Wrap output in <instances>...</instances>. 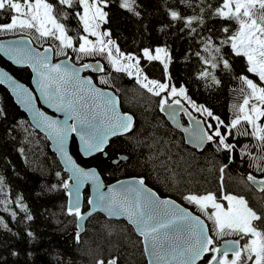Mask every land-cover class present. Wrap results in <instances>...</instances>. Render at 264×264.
<instances>
[{"label":"snow or ice","instance_id":"snow-or-ice-1","mask_svg":"<svg viewBox=\"0 0 264 264\" xmlns=\"http://www.w3.org/2000/svg\"><path fill=\"white\" fill-rule=\"evenodd\" d=\"M112 2L0 0V15L6 17L0 20V34L21 35L20 41L0 47L16 63L33 69L44 102L64 113L62 121L46 116L35 108V97L28 89L2 74L0 83L8 81L21 102L34 112L36 127L55 142L67 165L65 171L71 172L61 180L70 198L75 193V200H69L68 215L78 221L84 219L80 189L91 182L96 193L87 203L93 211L99 208L109 216H126L143 238L145 253L152 257L148 264H264V206L251 205L244 195L225 194L223 184L225 169L239 153L242 163L247 162L249 168L260 173L258 178L250 171L246 180L264 192V0H161L168 21L159 31L174 29L194 42L196 51L191 55L200 64L196 79L208 89L221 87L223 76L236 81L231 91L239 103L231 106L235 111L230 109L227 121L211 107L197 103L189 88L176 81L170 71L173 55L167 44L125 51L112 38L111 29L102 30L110 22V10L106 9ZM119 7L141 17L137 0H120ZM70 19L77 22L76 28L66 26ZM25 35L58 43L50 44L41 53L31 46V39H24ZM53 51L65 59L53 64L49 55ZM97 57L106 60L107 67ZM236 57L244 60L239 72L234 66ZM142 61L159 62L163 66L161 79L150 78ZM85 72H103L105 76L114 72L134 79L156 98L159 112L187 134L186 144L200 151L211 145L215 153H225L227 163L219 168V191L182 193L181 199L195 206L194 210L173 199L161 198L142 175L117 181L105 191L96 169H85L73 160L66 146L68 138L78 136L85 154L104 153L110 138L133 134L135 122L133 115L119 110V98L97 87L91 75H81ZM99 84L108 86L109 79L101 77ZM181 114L187 117L188 127L181 123ZM4 116L0 108V118ZM242 138L246 142L241 145ZM128 159L122 156L112 163L119 165ZM0 196L4 211H10L8 205L14 203L27 221L33 219L23 197L12 201L7 198L2 176ZM10 215L15 220L18 213L11 210ZM0 229L11 231L3 218ZM27 235L34 238L31 231ZM76 240H80L79 233ZM96 264H117V259L101 258Z\"/></svg>","mask_w":264,"mask_h":264},{"label":"trees","instance_id":"trees-1","mask_svg":"<svg viewBox=\"0 0 264 264\" xmlns=\"http://www.w3.org/2000/svg\"><path fill=\"white\" fill-rule=\"evenodd\" d=\"M119 4L120 0H113L106 9L110 10V22L102 27L111 29L112 38L122 50L137 52L143 47L154 49L167 44L173 55L170 71L176 81L189 88V94L197 103L206 104L227 121L231 111H235L231 106L239 103V100H234L231 91L236 81L223 76L221 87L208 89L203 81L196 79L200 64L191 55L196 51L194 42L174 29L166 33L159 31L162 24L168 21L161 0H137L140 18L120 8ZM4 19L6 17L0 15V20ZM66 26L76 28L77 22L70 19ZM10 36L12 33L0 34V38ZM29 37L38 47L58 43H45ZM101 60L107 67V61ZM0 64L22 81L30 83L31 73L28 69H16L1 58ZM142 66L150 78L161 79L163 66L159 62L142 61ZM234 66L239 72L244 66L243 58L236 57ZM93 77L98 84L101 77L109 79L108 86L99 85L112 89L119 96L123 110L134 116L135 123L133 134L111 141L105 150L106 157L104 153H99L84 159L74 139L72 152L82 165L97 167L107 182L142 175L160 195L177 199L192 210L195 206L183 201L182 193L219 191V168L227 163L225 153H215L211 145L200 151L186 144L184 134L169 123L165 114L159 112L156 98L137 85L134 79L114 72L110 76L102 73ZM0 108L5 112V116L0 118V176L4 179V191L10 201L23 197L33 216L31 221H27L25 213L10 203V211L18 213L13 220L10 211H4V206L0 205V218L11 229H0V264H96L101 258L105 261L115 258L118 264H148L142 239L123 220L95 214L87 221L86 230L77 242L78 220L68 215L67 190L61 186V180L69 175L51 150L49 140L32 126L26 114L1 85ZM182 121H187L183 115ZM244 142L242 138L241 145ZM122 156L129 159L122 160L119 165L112 163ZM250 171L259 178L260 173L249 168L247 162L242 163L237 153L234 163L223 174L224 192L244 195L251 205L264 206V192L246 180ZM57 172L61 174L59 177ZM88 195L89 192L86 193L85 209L89 206ZM29 231L34 238L27 235Z\"/></svg>","mask_w":264,"mask_h":264},{"label":"water","instance_id":"water-1","mask_svg":"<svg viewBox=\"0 0 264 264\" xmlns=\"http://www.w3.org/2000/svg\"><path fill=\"white\" fill-rule=\"evenodd\" d=\"M21 39V35L20 36H12V37H6V38H0V46H4V45H9V44H12V43H15L17 41H20ZM24 39L25 40H29L31 39L28 35H25L24 36ZM32 40V39H31ZM33 48H36L37 51L43 53L44 51V48L46 47H49V46H46L44 48H40L38 47L37 45H35V43L33 42L32 40V45H31ZM50 57H51V61L53 64L55 63H59L61 60L65 59V58H56L55 56V52H51L49 53ZM0 58L2 60H4L6 63H8L9 65H11L12 67L16 68V69H28L29 72L31 73V79H30V83H26L24 81H22L19 77H17L14 73H12L9 69H7L5 66H3L2 64H0V79H3V75L4 73H6L8 76H10L12 78V80L16 81V83L18 84H21L23 85L26 89H28V91L35 97V99L33 100V104L35 106V108H38L40 111L44 112L46 116L48 117H51L53 119H59V120H63L64 119V113L62 112H57L55 110L54 107H49V105L47 103L44 102V98L40 95V89L37 87V77H36V73L33 71V69L31 67H29L27 64H20V63H16L13 59H10L8 54L3 50L2 47H0ZM101 64H103L102 61H100ZM78 66V65H77ZM102 72H98V73H91V72H85V73H82L81 75H91L92 74H101ZM93 77V76H92ZM93 82L97 85V87H101V88H104V90L106 91H109V92H112L114 93L117 97L118 95L113 91L111 90L110 88H106V87H103L101 85H99L98 83H96V81L94 80L93 78ZM1 86H3L7 91L8 93L11 95V97L13 98L14 102L16 103V105L22 110V112H24L27 116V118L29 119L30 123L32 124V126L38 130L40 133H42L43 135L46 136V138L49 140L50 142V147H51V150L57 155V157L59 158L60 160V163L62 165V167L64 168V170L66 169L67 165L65 164L64 162V159L61 155V153L57 150V145L55 144L54 141L50 140L48 138V135L47 133L42 130L41 128H38L36 127V120L34 119V112L33 111H30L28 109V107L21 102V99L20 97L18 96L17 94V91H14L13 90V87L10 85V83L8 81L5 80V82L3 83H0ZM119 98V97H118ZM120 101V99H119ZM121 112H126L123 110L122 106H121V103H120V109H119ZM129 113V112H127ZM131 114V113H129ZM132 115V114H131ZM182 115V114H181ZM134 117V116H133ZM166 119L169 121V123L174 127L176 128L177 130H179L180 132H182L184 134V137H185V140L187 138V134L184 133L180 128H177L175 126V124L169 120L167 117ZM181 119V123L184 125V127H188L189 126V123L186 124L182 121V118L180 117ZM71 123V121H69ZM134 122H135V119H134ZM121 137V136H119ZM115 138H118V137H112L110 138V141H109V144L105 147V150L107 149V147H109L110 145V142L112 140H114ZM76 140L77 142V145H78V150H79V153L80 155L84 158V159H88V158H92L94 156H96L97 154L99 153H92L91 155H88V154H85L84 151H83V144L82 142L80 141L79 137L78 136H75V134H72L69 136L68 138V141H67V150L69 152V154L72 156L73 160H75L78 164H80L81 167L85 168V169H96L97 173L99 174V177H100V180L103 182V184L106 186L105 187V191L107 190V187L109 186H112V185H115L117 183V181H128V180H131L133 177H138V176H132V177H122L118 180H115V181H112V182H107L105 181L104 177L102 176V174L100 173L99 169L95 166H84L82 165L78 160L77 158L74 156L73 152H72V142L73 140ZM189 145V144H188ZM191 147H194L192 145H189ZM195 148V147H194ZM104 156L106 157L107 156V153L104 152ZM68 175H71V172L69 171H66ZM147 184V183H146ZM148 185V184H147ZM252 185V184H251ZM149 186V185H148ZM253 187H255L256 189H258V187L252 185ZM150 188H152L151 186H149ZM153 191H156L154 188H152ZM89 192V195H88V199H93L95 197V193H96V188H95V185L91 182H87L85 183V185L80 189V205H81V211L82 213L85 214L84 216V219L82 220H79L77 221V225L78 226V233L81 235L82 233H84V231L86 230V223L87 221L95 214H102L104 215L105 217L109 218V219H114V220H123L125 222H127L134 230V232L142 239L143 241V238L139 235V233L136 231V229L134 228V226L129 222L128 218L126 216H109L105 211L97 208L95 211H93V206L92 205H89L87 209H84V203H85V200H86V193ZM157 192V191H156ZM158 193V192H157ZM159 194V193H158ZM160 195V194H159ZM161 198H170V199H173L175 200L177 203L179 204H182L184 206H186L185 204H183L182 202L178 201L177 199H174L172 197H166V196H162L160 195ZM72 199V200H75V193L73 194V196L70 198L68 196V206H69V200ZM87 199V200H88ZM188 207V206H186ZM189 208V207H188ZM189 210H192L191 208H189ZM87 212H92V215L91 216H87L86 213ZM222 243V242H221ZM220 243V244H221ZM144 246V244H143ZM146 255V259L147 261L149 262V260L152 258L149 254L145 253ZM231 256V254H230ZM118 264V262H117Z\"/></svg>","mask_w":264,"mask_h":264},{"label":"rangeland","instance_id":"rangeland-1","mask_svg":"<svg viewBox=\"0 0 264 264\" xmlns=\"http://www.w3.org/2000/svg\"><path fill=\"white\" fill-rule=\"evenodd\" d=\"M102 30H103V27H102ZM5 34H7V33H5ZM12 36H19L18 34H13L12 33ZM11 37V36H10ZM6 38V37H5ZM91 38V37H90ZM46 46H48V45H45V44H42V45H40L39 47L40 48H43V47H46ZM105 181H107V180H105ZM225 204H226V202H225Z\"/></svg>","mask_w":264,"mask_h":264},{"label":"flooded vegetation","instance_id":"flooded-vegetation-1","mask_svg":"<svg viewBox=\"0 0 264 264\" xmlns=\"http://www.w3.org/2000/svg\"><path fill=\"white\" fill-rule=\"evenodd\" d=\"M100 60H101V59H100ZM101 61H102V60H101ZM102 62H103V61H102ZM103 63H104V62H103ZM104 65H105V64H104ZM102 73H103V72H102ZM102 73H101V74H102ZM101 74H99V75H101ZM93 75H97V74H92V76H93ZM93 78H94V77H93ZM111 90H112V89H111ZM118 97H119V96H118ZM119 99H120V98H119ZM120 103H121V101H120ZM186 118H187V117H186ZM188 123H189V122H188V119H187L186 124H188ZM110 143H111V142H110Z\"/></svg>","mask_w":264,"mask_h":264}]
</instances>
